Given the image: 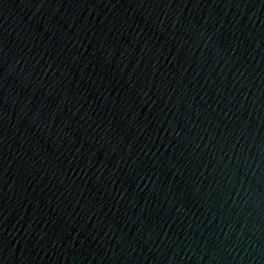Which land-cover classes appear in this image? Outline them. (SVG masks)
Returning a JSON list of instances; mask_svg holds the SVG:
<instances>
[{"label":"water","instance_id":"95a60500","mask_svg":"<svg viewBox=\"0 0 264 264\" xmlns=\"http://www.w3.org/2000/svg\"><path fill=\"white\" fill-rule=\"evenodd\" d=\"M0 264H264V0H0Z\"/></svg>","mask_w":264,"mask_h":264}]
</instances>
